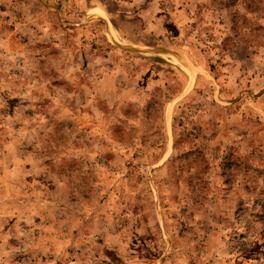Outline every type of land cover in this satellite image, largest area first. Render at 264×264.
Returning a JSON list of instances; mask_svg holds the SVG:
<instances>
[{
  "label": "rangeland",
  "instance_id": "rangeland-1",
  "mask_svg": "<svg viewBox=\"0 0 264 264\" xmlns=\"http://www.w3.org/2000/svg\"><path fill=\"white\" fill-rule=\"evenodd\" d=\"M0 264H264V0H0Z\"/></svg>",
  "mask_w": 264,
  "mask_h": 264
}]
</instances>
